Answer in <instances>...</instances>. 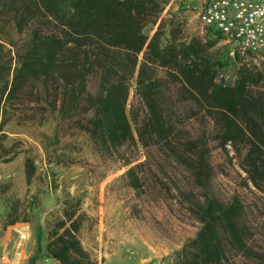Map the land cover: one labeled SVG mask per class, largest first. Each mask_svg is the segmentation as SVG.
<instances>
[{"label": "trees", "instance_id": "1", "mask_svg": "<svg viewBox=\"0 0 264 264\" xmlns=\"http://www.w3.org/2000/svg\"><path fill=\"white\" fill-rule=\"evenodd\" d=\"M167 4L168 0H0V26L12 22L19 32L31 30L24 49L17 51L14 68L2 57L0 42V132L8 106L43 82L47 90H56L63 118L91 112L82 130L97 148L117 151L135 140L127 111V73L132 76L138 68V89L148 109L137 128L142 144L166 143L197 180H208L212 173L207 143L176 140L178 125L162 80L155 76L160 68L168 82L178 86L182 99L210 119L221 149L226 151L230 144L238 153L245 150L240 161L245 184L264 192V73L236 51L234 83L222 82L218 76L226 63L209 50L225 37L207 30L205 40H184L181 23L174 16L163 17ZM150 26L157 27L152 36L146 31ZM97 72L101 89L93 95L87 82ZM17 154L15 145L0 144L1 161L10 162ZM24 167L30 185L37 166L27 157ZM243 214L237 197L226 203L206 198L197 211L201 228L185 243L180 264H235L234 254H253L264 264V252L253 253L248 246L250 230ZM8 216L3 230L29 220L19 216L17 206ZM83 216L79 200H65L62 215L46 220L49 258L60 264H99L79 237Z\"/></svg>", "mask_w": 264, "mask_h": 264}, {"label": "rangeland", "instance_id": "2", "mask_svg": "<svg viewBox=\"0 0 264 264\" xmlns=\"http://www.w3.org/2000/svg\"><path fill=\"white\" fill-rule=\"evenodd\" d=\"M201 1L168 0L163 17L174 16L181 23L184 40L206 38L207 30L192 11ZM156 28H147L149 36ZM30 33V29L17 31L12 22L0 26L2 57L10 59L13 68L17 51L24 49ZM234 47L220 39L209 50L226 63L218 78L228 85L234 83L239 67ZM241 58L264 73V55L246 53ZM142 59L140 54L139 62ZM155 71L178 125L176 140L206 141L210 179L197 180L166 143L151 140L147 146L142 144L137 128L147 118L148 109L138 89V68L132 76L127 73V111L135 140L117 151L97 148L82 130L91 112L63 118L56 90L53 86L47 90L38 82L8 106L0 132V144L15 145L18 151L12 161L0 160V264H54L46 253V220L62 215L65 200L80 201L84 216L79 237L99 264H180L185 243L201 228L197 211L206 198L226 203L237 197L250 230L248 246L253 253L264 252V192L245 184L246 174L240 168L245 150L238 153L230 144L226 151L221 149L210 119L182 99L164 69ZM87 88L93 95L100 92V72L89 77ZM27 157L37 166L30 185L24 167ZM15 206L20 217L31 220L26 225L30 229L27 240L11 227L3 230ZM234 257L235 264H261L253 254Z\"/></svg>", "mask_w": 264, "mask_h": 264}, {"label": "built area", "instance_id": "3", "mask_svg": "<svg viewBox=\"0 0 264 264\" xmlns=\"http://www.w3.org/2000/svg\"><path fill=\"white\" fill-rule=\"evenodd\" d=\"M192 11L202 27L234 44V54L264 55V0H203Z\"/></svg>", "mask_w": 264, "mask_h": 264}, {"label": "crops", "instance_id": "4", "mask_svg": "<svg viewBox=\"0 0 264 264\" xmlns=\"http://www.w3.org/2000/svg\"><path fill=\"white\" fill-rule=\"evenodd\" d=\"M28 219H29V217H27ZM30 219L28 220V221H26V222H17L16 224H13V225H10V226H8L9 228L11 227V231H16V232H18L19 234H20V238H22V234L20 233V229H25V230H27V232H28V237L26 238V239H24V240H27L28 238H29V236H30V229H29V227H27L26 225H28V224H30ZM23 227V228H22ZM7 229V228H6ZM23 239V238H22ZM54 264H60L59 262H57V261H55L54 260Z\"/></svg>", "mask_w": 264, "mask_h": 264}, {"label": "bare ground", "instance_id": "5", "mask_svg": "<svg viewBox=\"0 0 264 264\" xmlns=\"http://www.w3.org/2000/svg\"><path fill=\"white\" fill-rule=\"evenodd\" d=\"M20 233L22 234V238L26 239L28 237V232L25 229H20Z\"/></svg>", "mask_w": 264, "mask_h": 264}, {"label": "water", "instance_id": "6", "mask_svg": "<svg viewBox=\"0 0 264 264\" xmlns=\"http://www.w3.org/2000/svg\"><path fill=\"white\" fill-rule=\"evenodd\" d=\"M221 81L223 82L224 80L222 79Z\"/></svg>", "mask_w": 264, "mask_h": 264}]
</instances>
